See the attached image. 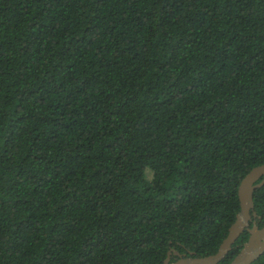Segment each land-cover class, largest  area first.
Segmentation results:
<instances>
[{
  "label": "trees",
  "instance_id": "trees-1",
  "mask_svg": "<svg viewBox=\"0 0 264 264\" xmlns=\"http://www.w3.org/2000/svg\"><path fill=\"white\" fill-rule=\"evenodd\" d=\"M262 163L264 0H0V264L213 254Z\"/></svg>",
  "mask_w": 264,
  "mask_h": 264
},
{
  "label": "water",
  "instance_id": "water-1",
  "mask_svg": "<svg viewBox=\"0 0 264 264\" xmlns=\"http://www.w3.org/2000/svg\"><path fill=\"white\" fill-rule=\"evenodd\" d=\"M263 184L264 163L253 167L240 181L237 192L240 210L215 253L201 258H180L171 262V252L179 255L178 251L173 249L168 251L162 264H217L231 249L232 244L244 229L249 236L228 264H250L257 259L264 252V223L261 227L256 224L253 192Z\"/></svg>",
  "mask_w": 264,
  "mask_h": 264
},
{
  "label": "flooded vegetation",
  "instance_id": "flooded-vegetation-1",
  "mask_svg": "<svg viewBox=\"0 0 264 264\" xmlns=\"http://www.w3.org/2000/svg\"><path fill=\"white\" fill-rule=\"evenodd\" d=\"M178 253H179V255H176V254L173 253V255H175V256H172L173 258L170 255V261L171 262L172 261H175V260H178L180 258H201V257H194V255H193L192 252H189V253H186V252H182V253L181 252H178Z\"/></svg>",
  "mask_w": 264,
  "mask_h": 264
}]
</instances>
